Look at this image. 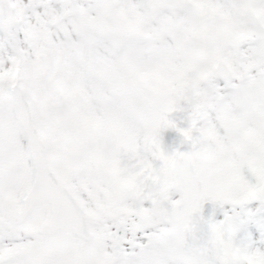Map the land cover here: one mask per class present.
I'll return each mask as SVG.
<instances>
[{
  "label": "snow or ice",
  "instance_id": "obj_1",
  "mask_svg": "<svg viewBox=\"0 0 264 264\" xmlns=\"http://www.w3.org/2000/svg\"><path fill=\"white\" fill-rule=\"evenodd\" d=\"M0 264H264V0H0Z\"/></svg>",
  "mask_w": 264,
  "mask_h": 264
}]
</instances>
